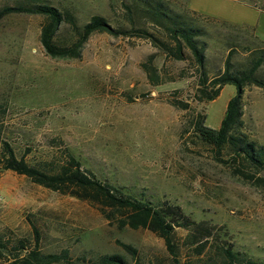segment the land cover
<instances>
[{
    "label": "rangeland",
    "instance_id": "rangeland-1",
    "mask_svg": "<svg viewBox=\"0 0 264 264\" xmlns=\"http://www.w3.org/2000/svg\"><path fill=\"white\" fill-rule=\"evenodd\" d=\"M25 1L0 0V8ZM39 1L71 10L81 25L100 14L115 28L136 23L168 39L139 9L130 18L129 6L142 7V0ZM157 1L203 26L199 39L206 43L211 78L224 71L230 50L232 68L243 70L257 49H264V0ZM43 22L44 17L30 14H10L0 22V138L10 141L19 157L49 167L64 163L70 152L104 182L155 204L180 205L195 220L216 225L221 236L198 254L187 242L188 231L178 228L175 261L164 239L151 230L120 228L118 218L108 219L98 205L5 170L0 175L4 240L31 242L36 226L43 251L69 248L78 264L113 253L130 264H220L216 250L228 242L264 261V188L245 177H264V170L233 160L231 149L204 143L193 129L200 114L206 115V126L219 128L236 86L227 84L215 100L201 102L189 49L186 59L177 60L150 39L133 35L96 32L79 58H53L41 43ZM57 39L72 41L68 26ZM147 61L157 67L156 85L142 66ZM258 74L264 78V63ZM242 119V131L264 145V88L245 87ZM120 242L136 247L137 256ZM8 263L0 256V264Z\"/></svg>",
    "mask_w": 264,
    "mask_h": 264
},
{
    "label": "trees",
    "instance_id": "trees-1",
    "mask_svg": "<svg viewBox=\"0 0 264 264\" xmlns=\"http://www.w3.org/2000/svg\"><path fill=\"white\" fill-rule=\"evenodd\" d=\"M142 2V7H135V10L129 6L132 12L130 18L135 14L136 9H139L151 23L164 29L167 40L155 35L147 28L136 26V23L128 29L115 28L106 17L100 14L92 15L86 23L81 25L71 10H61L57 6L39 0L1 7L0 22L10 14L44 17L41 26V43L48 55L59 59L79 58L85 43L96 32L148 38L166 56L177 60L186 59L185 49H189L197 65L199 87L196 94L199 101L215 100L227 84H233L237 88V93L228 101L219 128L206 126L204 124L206 115L200 114L193 122L194 134L204 143L219 150L228 147L233 153V160L240 158L244 164L255 169L256 172L264 170V145L256 143L242 131L245 87L256 85L264 88V78L258 74V70L264 63V49L256 48L259 51L255 52L249 66L243 70L232 68L233 53L230 50L224 71L211 78L205 68L206 43L199 39V36L203 34V26L195 25V22L185 15L174 13L172 8L162 1L142 0ZM64 26H68L72 31L73 39L70 43L60 42L57 39ZM142 66L151 82L158 84L159 74L153 61L144 62ZM171 104L179 105L175 102ZM5 170L15 171L46 188L98 205L108 219L118 218L120 228L129 226L133 229L151 230L164 239L175 261L178 260L180 251L175 237L178 228L188 231L187 242L198 251V254L205 251L208 243L215 242L214 239L221 236L216 230V225L204 220H195L180 205L169 203V201L155 204L150 200L127 193L122 187L104 182L93 172L84 169L81 161L70 152L64 163L49 167L43 162L30 163L25 158L19 157L10 141L0 138V175ZM245 177L247 180H255V185L264 188L263 176L248 173ZM33 229L32 243L26 238H20L15 242L4 240L0 233V256L6 258L9 261L8 264H78L74 261L69 248L59 252L43 251L40 247L41 232L36 226ZM120 244L133 257L137 256L138 249L132 244L124 242ZM216 254L220 258V264H264V261H256L248 257L246 253L234 249L229 242L226 245H218ZM88 264L130 263L124 255L113 253L90 259ZM136 264L141 263L138 261Z\"/></svg>",
    "mask_w": 264,
    "mask_h": 264
}]
</instances>
